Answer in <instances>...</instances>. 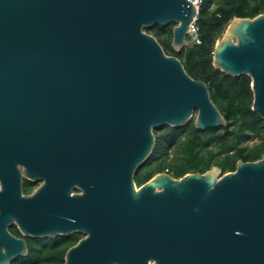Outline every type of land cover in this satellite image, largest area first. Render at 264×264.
<instances>
[{"label": "water", "instance_id": "obj_1", "mask_svg": "<svg viewBox=\"0 0 264 264\" xmlns=\"http://www.w3.org/2000/svg\"><path fill=\"white\" fill-rule=\"evenodd\" d=\"M194 14L189 0H0V94L12 135L0 170H13L0 173V208L24 233L54 235L53 225L24 214L34 196L21 194L7 153L25 152V170H71L84 191L75 225L86 230L91 212L92 231L63 264H113L137 244L172 264H185L186 255L196 259L186 264H264V152L224 173L211 166L134 181L155 145L154 128L192 117L196 128L226 123L206 83L144 30L175 23L171 45L179 50ZM212 63L250 77L252 109L264 119V13L232 18ZM0 245V264L26 253L5 224Z\"/></svg>", "mask_w": 264, "mask_h": 264}, {"label": "trees", "instance_id": "obj_2", "mask_svg": "<svg viewBox=\"0 0 264 264\" xmlns=\"http://www.w3.org/2000/svg\"><path fill=\"white\" fill-rule=\"evenodd\" d=\"M260 13H264V0H202L197 19L201 41L185 44L179 50L171 45L175 23L144 27L155 36L166 54L179 58L192 78L206 83L210 98L226 123L196 128L192 117L180 126L154 128L153 150L136 170L138 184L159 172L179 178L188 172L203 173L217 166L224 173L234 170L238 160L260 158L264 152V119L252 109L250 77L227 74L212 63L215 42L230 20ZM38 242L32 241L29 252L13 258L10 264L61 263L58 242Z\"/></svg>", "mask_w": 264, "mask_h": 264}, {"label": "flooded vegetation", "instance_id": "obj_3", "mask_svg": "<svg viewBox=\"0 0 264 264\" xmlns=\"http://www.w3.org/2000/svg\"><path fill=\"white\" fill-rule=\"evenodd\" d=\"M7 109V100L5 94H0V156L8 151L7 138L12 137L9 132H6L4 125ZM3 119V120H2ZM15 141L17 137L22 141L23 130L20 125L19 130L15 132ZM10 160H12L19 170H17L20 178L21 194L25 197L34 196L31 205L26 203L23 212L26 215L35 213L36 220L42 227L53 225L56 229L54 235H45L36 237L24 233L15 220H6L8 208H0V224H5V229L8 234L15 238H22L26 244V253L17 255L13 258L24 256L29 252L30 243L35 240L49 241L55 240L59 244L58 250L60 253L61 263L65 261L67 251L78 245L80 240L90 236L92 231V214H87L88 224L87 229L83 230L77 227L76 221L81 217V211L75 206V202L83 194V187L79 184L75 177L71 180V170H25L26 154L23 152L20 156L14 152L7 153ZM0 173L12 174L13 170H0ZM136 186H140L135 179ZM145 182V181H144ZM143 182V183H144ZM1 188V183H0ZM71 195H75L71 199ZM48 234V233H47ZM0 249L4 250V246L0 245ZM76 258L78 256H75ZM184 262V258L182 257ZM195 257L186 255V262L191 263L195 261ZM113 264H172V257L170 255H156L154 250L145 247L142 244H137L136 247L129 251L120 252L117 258L112 261ZM207 264H214V260L210 259ZM216 264V263H215Z\"/></svg>", "mask_w": 264, "mask_h": 264}, {"label": "built area", "instance_id": "obj_4", "mask_svg": "<svg viewBox=\"0 0 264 264\" xmlns=\"http://www.w3.org/2000/svg\"><path fill=\"white\" fill-rule=\"evenodd\" d=\"M195 6V14L192 17L189 25L187 35L190 36L191 42L200 43L199 38V27L197 25L199 8L202 3V0H189Z\"/></svg>", "mask_w": 264, "mask_h": 264}, {"label": "rangeland", "instance_id": "obj_5", "mask_svg": "<svg viewBox=\"0 0 264 264\" xmlns=\"http://www.w3.org/2000/svg\"><path fill=\"white\" fill-rule=\"evenodd\" d=\"M225 31V30H224ZM224 33V32H223ZM222 33V34H223ZM191 43V39H190V36H188L187 35V37H186V44H190ZM254 141V139L253 140H251L250 141V143H252ZM46 240H43V241H39L41 244H44V242H45ZM39 242H38V244H39ZM48 242H50V240L48 241Z\"/></svg>", "mask_w": 264, "mask_h": 264}]
</instances>
